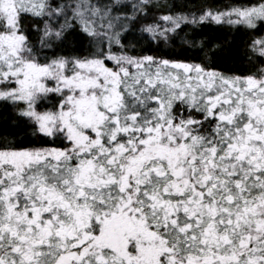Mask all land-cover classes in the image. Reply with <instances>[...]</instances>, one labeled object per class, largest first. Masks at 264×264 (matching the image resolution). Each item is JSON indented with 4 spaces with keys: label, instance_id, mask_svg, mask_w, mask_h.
Instances as JSON below:
<instances>
[{
    "label": "snow or ice",
    "instance_id": "obj_1",
    "mask_svg": "<svg viewBox=\"0 0 264 264\" xmlns=\"http://www.w3.org/2000/svg\"><path fill=\"white\" fill-rule=\"evenodd\" d=\"M0 264H264V0H0Z\"/></svg>",
    "mask_w": 264,
    "mask_h": 264
},
{
    "label": "trees",
    "instance_id": "obj_2",
    "mask_svg": "<svg viewBox=\"0 0 264 264\" xmlns=\"http://www.w3.org/2000/svg\"><path fill=\"white\" fill-rule=\"evenodd\" d=\"M205 34H211V35H215V34H218V33H215L213 31V29L209 28V29H206L205 30ZM223 55V58L225 60H231V59H236L237 62L239 63V58L235 56L234 53H226V54H222Z\"/></svg>",
    "mask_w": 264,
    "mask_h": 264
}]
</instances>
